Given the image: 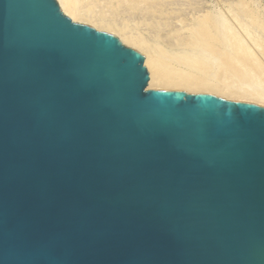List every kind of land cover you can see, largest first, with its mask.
<instances>
[{"label": "water", "instance_id": "water-1", "mask_svg": "<svg viewBox=\"0 0 264 264\" xmlns=\"http://www.w3.org/2000/svg\"><path fill=\"white\" fill-rule=\"evenodd\" d=\"M149 82L57 0H0V264H264V107Z\"/></svg>", "mask_w": 264, "mask_h": 264}, {"label": "rangeland", "instance_id": "rangeland-1", "mask_svg": "<svg viewBox=\"0 0 264 264\" xmlns=\"http://www.w3.org/2000/svg\"><path fill=\"white\" fill-rule=\"evenodd\" d=\"M164 1L165 2L163 3L164 6L162 9L160 7H157L156 11H153L151 13L150 8H134L129 4L123 3L122 0H74V2L76 3L77 12L78 14H80V16L88 18L93 22H96L97 24L114 27L118 29L122 35L134 41L143 40L148 42L152 47L158 49V51H156V55L161 60L162 58L165 60L163 51H166L171 56H175L177 50L172 49L169 43H177V40L174 41L177 38V35L179 40H181L180 37L182 36V34H187V30H184L183 27L186 28L189 27L190 24H195L199 17L204 15V13H213L216 16L219 15L218 11L222 10L224 18L227 21V25L233 28L235 35H237L236 42L233 41L228 43L225 49H227V51L229 52H232V50H234L235 48L241 47L242 49L239 53L241 57L243 56V58H247L249 60L250 58H254L251 59L252 61L250 60V62H248L249 60H246V68L243 67L242 71H239L242 73H246L245 70L247 69V73H251L248 74V79L245 80L248 85L245 87H240V84L236 81L237 79L234 78L233 75H231L230 71L226 72L224 75L214 74L213 71L210 72L212 74L208 73L209 75L205 76V74L207 73H204L201 70L192 69L191 74L199 79L208 78L211 85L214 87L220 86L221 84L224 85V92L228 95L264 101V71H262V69H257L260 67L264 68V0H223V8L219 6L217 0ZM231 16L233 17V19ZM234 17L236 19L238 17L240 23L237 22ZM179 19H181L182 21H179ZM235 21L237 24H235ZM184 24L185 26H182ZM186 24L189 26H186ZM239 25L240 29H237L239 28ZM241 29H243V32L245 33H242ZM247 31H249V34ZM174 33L177 34L175 35ZM170 34L171 38L169 37ZM172 34L174 35L172 36ZM180 34L181 36H179ZM242 34H247V37ZM244 37H246L248 40L246 38L244 39ZM118 39L120 40V38ZM179 49L181 50V48ZM134 50L137 51L136 49ZM137 52L141 56H143L146 61V55L139 51ZM251 54H254V56ZM253 60L255 61V63ZM165 62L169 63V59H166ZM172 62V66L174 67V69H177L179 71H184L186 69L185 64L179 59L176 60V58L173 57ZM258 71H260L261 74ZM251 86L255 87V90L248 89Z\"/></svg>", "mask_w": 264, "mask_h": 264}, {"label": "bare ground", "instance_id": "bare-ground-1", "mask_svg": "<svg viewBox=\"0 0 264 264\" xmlns=\"http://www.w3.org/2000/svg\"><path fill=\"white\" fill-rule=\"evenodd\" d=\"M57 1L60 4L63 13L67 15L69 18H71L74 22L90 25L92 27H95L99 31L114 35L120 38V40L126 46L136 49L137 51L146 55L145 66L148 68L150 73V82L148 89L179 91L187 94H211V95L223 97L228 100L242 101V102H248V103L264 106V101H260L258 99H251V98L247 99L238 96L228 95L224 92L225 89L224 85L221 84L220 86L214 87L211 85L208 78L199 79L191 74L192 69L201 70L202 72L207 73L205 74V76L212 74L210 72L213 71H214L213 73L217 75L218 74L224 75L226 72L230 71L231 75H233L234 78L237 79L236 81L240 84L239 85L240 87H245L248 85L247 82H245V80L248 79V74L251 73L250 72L247 73V69L246 70L244 69L246 73L239 72L240 70L242 71L243 67L246 66V60H249L239 55L242 48L237 47L234 50H232V52H229L227 51V49H225L228 43L233 41L236 42L237 35H235L233 28L227 25V21L224 18L222 10H219L218 11L219 15L216 16L213 13L205 14L203 11L204 15L200 16L195 24L193 25L190 24V26L186 24V26H189L186 27L188 29H186L185 27H183V29L187 30V34L183 35L184 34L183 33L182 36L180 34L179 36H181L180 37L181 40H179L177 35L178 39L175 36L176 39L174 40V41L177 40V43L174 42L172 39L171 40L174 43L172 44L169 43L172 49L177 50L176 53L177 55L175 54V56H171L166 51L165 52L163 51L165 60L169 59V63H167L163 58L162 60L158 58V56L156 55V51H158V49L152 47L148 42L143 40L134 41L122 35L120 31L114 27H108L101 24H97L96 22H93L88 18L80 16V14H78L77 12L76 3L74 2V0H57ZM122 1L123 3L129 4L134 8H140V7H144L148 9L150 8L151 13L153 11L155 12L157 7L158 8L160 7L162 9L164 6L163 3L165 2L164 0H122ZM222 2L223 0H219V2L217 0V3L219 4V6H221V8H223ZM180 20L181 19H179V21ZM236 21L240 23L238 17ZM236 21L235 24H237ZM182 26H185V24ZM237 29H240V25L239 28ZM241 30L242 33H245L243 32V29ZM247 32L249 34V31ZM174 34H172V36ZM242 35L247 37V34L246 35L242 34ZM169 37L171 38V34ZM246 37H244V39ZM179 48H181V50ZM251 55L254 56V54ZM173 57L176 58V60L179 59L185 64L186 69L184 71H179L177 69H174V67L172 66ZM251 59L254 58H250V60ZM250 60L248 62H250ZM257 69L260 70L262 69V71H264V68L261 67ZM258 72L260 73V71ZM248 89L255 90V87L251 86Z\"/></svg>", "mask_w": 264, "mask_h": 264}]
</instances>
